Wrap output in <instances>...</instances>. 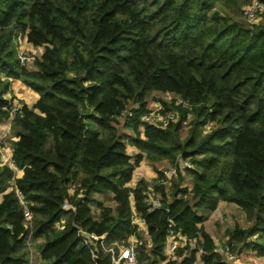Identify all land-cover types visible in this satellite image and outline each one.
<instances>
[{"label": "trees", "instance_id": "1", "mask_svg": "<svg viewBox=\"0 0 264 264\" xmlns=\"http://www.w3.org/2000/svg\"><path fill=\"white\" fill-rule=\"evenodd\" d=\"M237 3L0 0V121L9 117L11 79L39 94L12 118L14 167L0 166V264H29L36 240L44 264H112L99 246L92 258L78 227L118 246L135 237L137 263L230 264L213 251L215 240L203 226L219 201L236 204L252 221L226 228L224 245L234 255H264V15L259 22L235 20L227 10ZM18 37L42 47L36 70L20 64ZM153 91L173 93L189 108L164 103L177 121H141ZM127 144L139 152L129 155ZM144 158L177 168L169 192L156 170L151 188L159 208L149 209L145 179L128 186ZM16 191L33 214L30 224ZM108 193L114 208L94 196ZM65 201L74 210L62 209ZM133 211L147 235L131 222ZM171 229L187 243L168 257Z\"/></svg>", "mask_w": 264, "mask_h": 264}, {"label": "built area", "instance_id": "2", "mask_svg": "<svg viewBox=\"0 0 264 264\" xmlns=\"http://www.w3.org/2000/svg\"><path fill=\"white\" fill-rule=\"evenodd\" d=\"M244 18L249 22H257L260 18H262L264 14V2L261 0H249L248 3L243 7L242 9ZM23 38V37H22ZM21 37H18V40H20ZM26 39V38H25ZM18 59L22 66L25 65V63L28 60V54L24 52L23 50H20L18 52ZM181 104L183 107L189 108V104L186 101H183L182 99L178 98V100L175 102V105ZM21 105H15L12 102L8 106H5L4 108L9 111V117L13 118L16 114V112H19ZM141 121L148 122L153 125L158 126H165L169 122H175L178 119V113L175 109H166L164 104L157 103L155 105V108L153 111H147L141 116ZM212 124L208 123L204 125V130L208 131L211 128ZM183 166L186 168H191V162L189 159H185L182 161ZM3 164H8L11 167H14L13 161L10 157L4 158V163L2 160H0V166ZM165 177V183L168 181L171 177L177 175V168L175 166H170L168 169H164L161 171ZM75 185H72L71 190L74 189ZM16 195L18 198V201L20 205L23 208L24 217L28 224L31 223L33 219V214L28 209L27 202L25 200L24 195L20 191H16ZM147 200H148V206L149 209L153 208H159L161 207V202L157 198V196L153 193L151 186H148L147 192ZM62 209L66 210H74V206L72 203L65 201L62 206ZM131 222L138 226V230L140 231V225L144 224L143 219L141 216H139L135 211L131 214ZM64 223V219H61L60 221L56 222L55 227L56 228H62ZM145 225V224H144ZM146 227H145V235L146 233ZM77 235L80 238L81 242L86 245L89 248V251L91 253L92 258L96 257V253L98 250V246L103 250V252L110 254V259L112 264H136L137 263V257H136V246H137V240L135 237H130L127 244L118 246L116 242L113 243H106L105 241V234L98 235L94 232H90L85 230L82 227L77 228ZM187 243L186 238L181 235L179 232L173 231L172 229L169 231L166 242H165V255L168 257H173L175 254V251L178 247L184 246ZM214 252H219L225 255L227 259H234L236 255L232 254L230 247L228 245H218L213 248ZM31 258H32V249L30 248V260L29 264H31Z\"/></svg>", "mask_w": 264, "mask_h": 264}, {"label": "crops", "instance_id": "3", "mask_svg": "<svg viewBox=\"0 0 264 264\" xmlns=\"http://www.w3.org/2000/svg\"><path fill=\"white\" fill-rule=\"evenodd\" d=\"M27 44H28L29 47H33L29 42H27ZM35 48L40 49L39 47H35ZM26 68L28 70H36V67H35L34 63L29 65ZM10 83H11L10 90L5 94V97L8 98V99H11V102L13 104H15V105L26 104L27 106L30 107L38 99L39 94L37 92H35L33 89H31L29 86L25 85L21 80H19V79H11ZM153 92H155V91H153ZM11 122H12V118H10V117L0 121V142L2 143V145L0 146V160H2L3 163H4V158H6V157H10L11 158V156H12L11 141L16 139V137L12 134ZM126 151H127V153L129 155H132L134 153L139 152V150L135 146L129 145V144L126 145ZM145 160H147V159L144 158L139 163V165L134 169V171L132 173L131 180L128 182V186L134 187L136 182L139 180L138 179L137 181H133V177L135 175V171H137V169L141 168V165L143 164V161L145 162ZM164 162L167 163L168 167L171 166V164L167 160H162V161H159V162H151V163L155 166L158 163H164ZM13 170H14V176L15 177H20L22 175V173H23L22 170L17 168V167L13 168ZM183 185L188 186V188H191L192 184L188 185L186 182H184ZM9 189L10 188H8V190ZM94 196H95V198L98 201L103 202V199L107 200V198H106L107 196H110L112 198L113 194L112 193L95 194ZM1 200H2V194H0V202H1ZM112 202H113L112 205H107V206H109L111 208H114L116 206V202L113 200V198H112ZM236 207L239 208L236 204H234L232 202L219 201L218 204H217L216 209L213 210L210 213V215L213 212H216L219 209L234 210ZM90 208H91V210L93 208L96 209V213L94 214V216L98 217L99 209L97 208V206L92 204V205H90ZM92 212H93V210H92ZM238 215H239L240 219H243L242 220L243 222H241V223L239 222L238 223L239 226L245 228V227H248L252 223V221L246 216L244 211L241 210V213H239ZM209 217H207V219L205 221H207L209 219ZM205 221L203 222V226L205 224ZM232 225H230V227H232ZM204 228H205V226H204ZM140 229H141L140 231L145 235V225L144 224L140 225ZM205 230L215 240V246L224 244V242H225L224 232L222 234L221 243H220L219 240L216 239L215 234L210 232L207 228H205ZM38 242H40V240H36L32 244V247H34V248L31 247L32 252L34 250V254H32V258H31V264H44L43 261L40 259L39 252H38V250H37V248L35 246V243H38ZM221 246H223V245H221ZM164 253H165V249H164ZM228 261L230 262V264H264V255L258 256V255H256L255 252L243 250L234 259H231V260L228 259ZM142 264H143V262H142Z\"/></svg>", "mask_w": 264, "mask_h": 264}, {"label": "rangeland", "instance_id": "4", "mask_svg": "<svg viewBox=\"0 0 264 264\" xmlns=\"http://www.w3.org/2000/svg\"><path fill=\"white\" fill-rule=\"evenodd\" d=\"M248 1L249 0H238V3L236 5L230 6L231 9L227 10V13L230 14L232 16V18L235 20L249 22L244 18L243 12H242L243 7L248 3ZM231 10H233V12ZM261 19L262 18H260L257 22H259ZM13 45L16 49L17 57H18V52L20 50H23L24 52H26L28 54V60L24 65L25 68L28 67L29 65L33 64L34 59L39 57L41 54L40 52H42V50H43L42 47L40 49L35 48L34 46L29 47L25 37H23V38L21 37L20 40H18V38H16L13 42ZM178 98H179V96H177L173 93H170V92H162V91L151 92L146 96L148 111H151V110L153 111V109L155 108V105L157 103H162V104L174 103V105H175V102L178 100ZM186 133H187V126L185 125L181 130V136L184 137L186 135ZM164 169H168L166 162L158 163L154 166L151 162H149L148 160H145V162L143 161L141 168L137 169V171H135L133 181H137L140 178L145 179L148 182V186L152 187L154 184L158 183L157 181L159 180V177H158L156 170L162 171ZM176 180H177V176H173L168 181L165 182L164 185L166 187L167 192H169L171 185ZM184 180H185L184 182H186L188 185L191 184V179L189 176H184ZM106 198H107V200L103 199V202H101V203L106 205V206L112 205L113 204L112 198L110 196H107ZM235 209L234 210L219 209L216 212H213L211 215H210V213H211L210 212L207 216V217H209V216L210 217L207 221H205L204 226L210 232L215 234L216 239L219 240L220 243H221L222 234L226 228H230V225H232V224H233L232 226H234L236 224L238 225L239 222L240 223L243 222L242 221L243 219H240V217L238 215L239 213H241V210L237 207ZM92 210H93V214H95L96 209L93 208ZM129 239L130 238H128L126 240L124 245L128 242ZM137 244H138V242H137ZM221 245H224V244H221ZM32 248H34V247H32ZM32 254H34V250H33ZM137 264H142V262H139ZM143 264H144V262H143Z\"/></svg>", "mask_w": 264, "mask_h": 264}]
</instances>
